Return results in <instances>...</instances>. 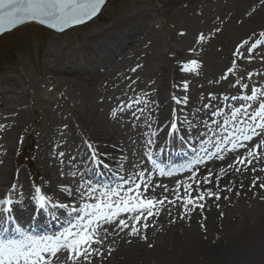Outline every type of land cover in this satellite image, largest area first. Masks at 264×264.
<instances>
[{
	"label": "snow or ice",
	"instance_id": "6c2138e0",
	"mask_svg": "<svg viewBox=\"0 0 264 264\" xmlns=\"http://www.w3.org/2000/svg\"><path fill=\"white\" fill-rule=\"evenodd\" d=\"M105 3L106 0H0V33L29 22L62 32L95 17ZM259 3L264 5V0H259ZM213 31L219 33L221 29L217 27ZM179 34L185 35L184 32ZM205 40L206 35L201 32L196 44L202 45ZM187 52L191 57H197L202 54V48L192 47ZM257 55L264 62V31H253L251 36L237 43L223 74L218 80L209 81L210 84L228 81L232 94L227 90L219 94L212 91L202 94L199 107L190 111L179 107H187V96L173 97L178 108L173 109L172 119L163 127L168 128V134L178 137L182 144L192 147L193 159L180 170L181 174L186 172L188 175L176 180L171 188L156 180L157 175L173 176L174 172L160 167L152 158L153 148L162 131L159 125L153 129L152 92L137 90L138 76L136 79L126 78L130 81L127 92L123 98H118L110 115L117 120L128 115L134 128L140 127V121L144 122L146 131L142 151L131 150L134 160H129L123 153L119 158L120 171L125 164L130 165L131 171L118 175L115 186L101 187L80 171L75 157L57 150L54 155L63 166L60 175L71 177L60 191L83 203L76 207L53 202V198L46 194L49 181L33 184L31 199L35 203L36 214L44 208L71 209L72 217L57 235L32 234L31 225H24L35 216L25 218L20 215L19 207L25 202V197L21 191L23 185L15 180L0 198V264H94L97 259L103 264L116 251L113 245L117 237L122 243L131 244L132 238L148 243V230L156 227L154 222L162 214L166 213L169 222L175 223L176 218L183 220L198 210L203 211L206 200L220 201V192H233L235 180H229L221 188L220 182L225 177L233 174L251 176L248 188L264 191V178L256 175L264 171V167H257L264 158V75L248 70V65L256 60ZM201 66L198 59L192 58L183 63V70L194 71L198 75ZM141 68L142 65L137 64L131 71L136 73ZM253 77L260 79L254 80ZM177 87L187 92L188 82L184 81ZM67 130L68 125L64 124L60 130L62 144L56 145L57 149L67 143L64 140ZM86 143L90 149V161L99 167L109 168L110 164L105 161L111 162L113 157L107 151H100L99 145ZM132 143L135 145L136 141ZM217 163L221 165L218 171L209 167ZM0 164H3L2 160ZM19 172L17 169V174ZM244 187L241 180L239 188L243 190ZM235 194L241 193L237 191ZM259 198L264 199V196ZM173 209L179 210L176 217H173ZM8 225L14 227L9 229ZM153 246L148 243V247Z\"/></svg>",
	"mask_w": 264,
	"mask_h": 264
},
{
	"label": "rangeland",
	"instance_id": "374dc122",
	"mask_svg": "<svg viewBox=\"0 0 264 264\" xmlns=\"http://www.w3.org/2000/svg\"><path fill=\"white\" fill-rule=\"evenodd\" d=\"M155 1L157 0H108L102 13L85 25L64 32H56L29 22L25 26H19L0 36V75L4 76L7 68L12 66H24L29 73L24 78L22 77L18 94L8 96L4 101L11 113L0 110V122L7 124L0 127V144L3 141L9 142V148L4 152L6 159L3 163L4 174L7 178L17 176V169H20V172H28L27 183L29 187L26 188L27 190L32 188L33 184L40 185L42 181L40 173L46 167V162L37 154L41 142V138L36 133V128L39 127L38 123L42 121L41 127L45 129L54 122H59L63 126L66 124V119H69L76 131H79L82 121L85 119L88 94H91L93 99L103 97L106 101L111 100V98L127 92V84L130 81L126 78L136 79L138 76L139 83L136 85L138 91L140 89L151 91V100L161 95L160 81L153 78V67L142 66L136 73L131 71L137 65L136 61L131 59L133 53L129 46L131 41L135 37H141L145 32V41H138L134 48H146L150 56L149 62L158 66L164 59L168 61L174 54L169 51L170 45L179 51L177 53L180 55L179 58H183L181 52L185 53L186 56L187 49L196 42L195 37L198 32L196 29L200 31L203 30V27L198 25L199 27L196 29L181 36L179 33L185 24L182 16L165 13L163 9L156 10L154 8ZM208 4L211 7L210 14H213L211 18H208V22L211 23V30H209L205 42L198 45V48H202L201 57L204 60L221 61V67H219L223 74L230 64L237 39L251 36L253 31H262L264 11L259 10L257 12L259 7L251 12L244 8H237L232 0H221L215 4L213 2ZM139 10H146L149 13L147 26L144 27L143 32L138 30L134 35L128 37L130 41L123 53V58L126 60L120 61L121 65L118 66L117 75L107 86H96L89 89V81L84 78L86 64L80 59L76 62L77 69L72 71L68 77L61 76L63 71L55 72L53 70L54 65L61 58L62 52L66 50L73 52L81 48L94 32L107 29L115 21L134 16ZM254 13L255 15L251 19L250 17ZM217 27L221 29L219 33L213 31ZM100 58H98L99 60L95 59V61L97 60L99 63ZM186 58L187 60L190 59L187 56ZM109 66L111 67V65H107L99 69L105 70L110 68ZM118 67L114 66L112 69ZM248 67H250V69L248 68L249 71H258L264 75V62L260 61L259 55ZM17 76L20 77L19 74ZM170 76L173 79V75L170 74ZM253 79L259 80L260 77H253ZM226 90L232 94L228 81H221L219 84H190L186 92L189 100L188 107H180L184 108V111H190L199 107L202 94L210 91L219 94ZM171 91L179 92L176 89ZM127 94L132 95L131 92ZM171 94L174 93L169 92V95ZM11 114L21 115L23 125L20 128H14L13 123H8ZM159 117L158 112L152 110V118L155 121L153 125L156 124ZM112 121L118 130L126 129L129 124H132L128 115ZM140 124L143 126L144 122L140 121ZM141 145L142 142L136 143V147L142 148ZM63 146L62 151L71 157H75V161L80 158L82 150H79L75 143H66ZM2 159L0 158V160ZM67 159L68 156L65 157V160ZM116 165L119 168V161ZM36 167H40V173ZM209 167L218 171L221 165L219 163L210 164ZM259 167H264V164L261 163ZM185 174L188 175V173ZM256 175L264 178V171L257 172ZM250 179L251 176L242 177L238 174L225 177L220 182L221 188L228 184L229 180H235L236 186L233 192H220V201H205L204 210L217 211V216L226 219L229 225H227L228 236L222 241L218 240L219 237L218 239L215 238L214 230L208 229L204 232V236L210 238V242L205 247L204 255H200L202 259H199L198 262L204 260L200 264H264V237H260L261 234H259L264 230V199L259 198L264 196V191L258 188L249 189ZM241 180L245 185L243 190L239 188ZM65 185L67 183H61V186ZM237 191H240L241 194L236 195ZM225 196H229L230 199H223ZM217 203L219 207L216 206ZM68 204L79 207L81 202L69 197ZM66 210L71 211V209ZM94 264H101V261L96 260Z\"/></svg>",
	"mask_w": 264,
	"mask_h": 264
},
{
	"label": "bare ground",
	"instance_id": "6f19581e",
	"mask_svg": "<svg viewBox=\"0 0 264 264\" xmlns=\"http://www.w3.org/2000/svg\"><path fill=\"white\" fill-rule=\"evenodd\" d=\"M218 1L221 2V0H157L155 1L154 8L156 10L163 9V11L168 14L181 15L185 24H183L184 26L180 32L186 33L196 29V27H199L198 25H201L203 30L199 31L196 29V31H198L195 37L196 41L197 36L201 32L205 33L207 36L209 30H211V23L208 22V18H211L213 14H210L211 7L208 3L213 2L215 4ZM232 1L234 2V6L237 8L240 7L241 9L244 8L246 11L251 12L258 7L259 9L257 12L259 10L264 11V5H261L259 0ZM148 15L149 13L146 10H139L134 16L115 21L114 24L107 29L94 32L81 48L73 52H68L67 50L62 52L63 54L54 65L53 70L55 72L63 71L64 73H62L61 76L68 77L72 74V71L77 69L76 62L80 59L86 64V74L84 78L89 81L88 88L107 86L117 75L118 66L121 65L120 61L126 60L123 58V53L126 51V46L130 41L128 37L134 35L138 30L143 32L144 27L147 26ZM254 15L255 13L250 18L252 19ZM261 27L263 28L262 31H264V25ZM248 37L249 36L238 38L237 43ZM145 38L146 34L143 32L141 37H135L134 40L131 41L129 45L133 50L131 59L136 61V64L153 67V78L160 81L161 95L151 100L152 104L150 106L151 110H155L160 116L156 124L153 125V129H155L157 125L162 128L158 143L153 148L152 158L160 167L174 172L173 176H156L157 182L167 184L171 188L175 185L176 180H182L184 176H186V172L181 174L180 170L193 159V149H191L189 145L182 144L178 137L169 135V129L163 127L172 119L173 109L178 108L173 97L186 96V92L181 91L177 85H180L184 81H187L188 85H190L193 83H209V81L218 80L222 75V70L220 69L221 61L210 62L204 60L201 54L197 57H191L187 52V57L190 59H198L202 64L201 68L198 70L199 74L197 75L194 71L189 72L183 70V63L187 61L184 55L185 53L181 52L183 58H179L180 55L177 54L179 51L174 48V46L170 45L169 51L174 53L172 57L168 59V61L164 59L158 66H154V64L149 62L150 56L146 48H134V45L137 44L138 41H145ZM192 47H198L196 42ZM98 58H100L99 63L97 60L95 61V59ZM107 65H111V67L109 66L110 68L105 70L99 69ZM114 66L118 68L113 70L112 68ZM248 68L250 69V67ZM80 72L82 71L80 70ZM17 74H19L20 77H18ZM28 74L24 66H12L7 68L4 76L0 75V110L11 113L4 101L8 96L18 94L19 85L22 83V79ZM170 74L173 75V79L170 78ZM173 89L179 92L175 93L171 91ZM169 92L174 94L169 95ZM123 94L111 98V100L108 101L103 97L100 99H93V96L88 94L85 119L82 121L79 131H76L71 120L66 119L68 130L64 135V140H66L67 143H75V146L79 150H82L80 158L76 160V166L80 168L82 173H86L87 178L91 179L94 184H98L101 187H107L109 185L115 186L118 175H124L128 171H131L129 164H126L123 171L117 168L116 163L122 153L125 155L128 153L129 160H134L135 157L131 155V150L135 149L138 153L142 151V148H138L136 144L134 145L132 143L133 141H136V143L143 142L146 129L143 128L142 124H140L138 128H134L132 124H129L126 129L118 130L114 127L116 124L112 121L114 118L110 115V112L112 109L116 108L118 98H123ZM12 114L10 115L8 123H13L14 128H20L23 125L21 113L17 115ZM0 123V125L3 126L7 125L3 122ZM42 125L43 122L40 121L38 123L39 127L36 128V133L39 138H41L39 152H37V154L44 159L46 167L41 173L40 167L36 168L40 173L41 180L50 182L46 194L53 198V202L58 201L59 203L68 204L69 197L66 193L61 192L60 188L61 183L68 184L71 177H62L60 175L63 166L54 155L57 150L62 151L64 147L63 145L59 147V149L55 147L56 145L62 144L60 130H62L63 126L59 122H54L44 129L41 127ZM86 141L92 142L94 145H99L100 151H107L110 156L113 157L111 162L105 161V163L110 164L109 168L99 167L90 161V149ZM113 145L116 147H113ZM7 148H9V142H1L0 158H3V163L6 159L4 152ZM262 164H264V158H262ZM259 166H261V164L257 165V167ZM4 173L5 167L3 164H0V198L4 197L10 185L18 179L20 184L23 185L21 191H23L25 197V202L19 207V213L25 218L33 215L35 216V219L28 221L24 225L25 227H27L28 224L31 225L32 234L57 235L63 231L72 217L71 211L66 209L44 208L36 214L35 203L31 199L34 191L33 187L28 190L26 189L29 187L27 183L28 172L21 171L17 176H11L9 178H7ZM157 191L162 192L161 189H157ZM97 195H99V193H97ZM80 202L81 204L83 203V201ZM178 211V209L172 210L173 217L178 215ZM169 220L170 218L166 213L162 214L160 218L154 222L156 227L149 228L148 243L154 245L151 248L148 247V243L139 240V238H132V243L128 244L122 243L121 239L117 237L113 245L116 251L113 252L110 258L103 261V264H200L204 261L198 262L200 261L199 259H202L200 255H204L203 252L205 251V247L207 243L210 242V238L205 237L204 232L208 229L214 230L215 238L218 239L219 237V241L224 240L225 237L228 236L227 225H229V223L226 219L218 217L217 211L209 212L198 210L194 212L190 218L183 220L176 218L175 223H170ZM201 225H203V227H201ZM8 227L11 229L14 226L8 225ZM259 234H261L260 237H264V230Z\"/></svg>",
	"mask_w": 264,
	"mask_h": 264
},
{
	"label": "water",
	"instance_id": "95a60500",
	"mask_svg": "<svg viewBox=\"0 0 264 264\" xmlns=\"http://www.w3.org/2000/svg\"><path fill=\"white\" fill-rule=\"evenodd\" d=\"M107 1H108V0H106V2H107ZM105 4H106V3H105ZM104 6H105V5H104ZM104 6H103V7H104ZM102 9H103V8H102ZM100 12H101V11H100ZM100 12H99V13H100ZM99 13H98V14H99ZM98 14H97V15H98ZM97 15H96V16H97ZM93 18H94V17H93ZM90 20H91V19H90ZM90 20H88V21H90ZM88 21H86V22H88ZM84 23H85V22H84ZM70 27H72V26H70ZM70 27H68V28H70ZM68 28H66V29H68ZM66 29H64V30H66ZM64 30H63V31H64ZM1 34H2V33H0V35H1Z\"/></svg>",
	"mask_w": 264,
	"mask_h": 264
}]
</instances>
